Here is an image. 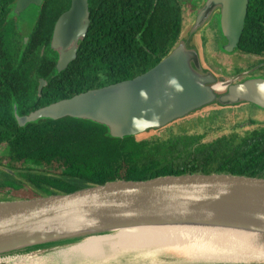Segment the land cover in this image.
<instances>
[{
  "label": "water",
  "instance_id": "95a60500",
  "mask_svg": "<svg viewBox=\"0 0 264 264\" xmlns=\"http://www.w3.org/2000/svg\"><path fill=\"white\" fill-rule=\"evenodd\" d=\"M43 2L17 0L13 13L20 16L31 5L41 7ZM198 4L175 48L149 71L27 115H19L14 103L17 124L24 127L43 119L72 118L104 126L116 139L143 138L206 111L247 104L264 110V77L227 79L207 65L203 50L202 34L215 17L223 39L220 50L231 54L238 48L249 0ZM89 26L88 0H72L51 37L50 48L57 54L56 74L76 60ZM46 85V80H40L39 94ZM128 229H205L216 237L224 236L220 238L255 239L258 248H264V178L195 173L117 180L67 194L0 200V264ZM169 254L177 264L180 257L185 258L176 247L154 264L166 263ZM247 264H264V260Z\"/></svg>",
  "mask_w": 264,
  "mask_h": 264
},
{
  "label": "trees",
  "instance_id": "16d2710c",
  "mask_svg": "<svg viewBox=\"0 0 264 264\" xmlns=\"http://www.w3.org/2000/svg\"><path fill=\"white\" fill-rule=\"evenodd\" d=\"M16 1L0 0V146L6 149L0 155V200L67 194L117 180L195 173L264 178L263 123L243 130L237 126L238 131L210 143L200 141L207 132L222 129L210 128L216 124L215 115L202 124L204 134H171L166 139H116L104 126L72 118L43 119L20 127L13 115L14 103L19 115H27L152 69L180 40L183 4L181 0H89L87 36L76 60L56 74V60L39 59L36 51L41 44L49 46L55 22L71 0H44L41 7L30 6L35 21L29 34H23L28 37L26 45L22 33L14 31ZM237 51L264 57V0H249ZM39 80L47 81L40 94Z\"/></svg>",
  "mask_w": 264,
  "mask_h": 264
},
{
  "label": "bare ground",
  "instance_id": "6f19581e",
  "mask_svg": "<svg viewBox=\"0 0 264 264\" xmlns=\"http://www.w3.org/2000/svg\"><path fill=\"white\" fill-rule=\"evenodd\" d=\"M220 237L205 229H128L57 249L34 264H154L176 247L185 257L183 264H247L264 260V248H258L255 239ZM35 260L36 257H19L4 264H31Z\"/></svg>",
  "mask_w": 264,
  "mask_h": 264
},
{
  "label": "rangeland",
  "instance_id": "374dc122",
  "mask_svg": "<svg viewBox=\"0 0 264 264\" xmlns=\"http://www.w3.org/2000/svg\"><path fill=\"white\" fill-rule=\"evenodd\" d=\"M183 19H184L183 31H185V29L192 23L194 18L192 17L190 12H186L184 13ZM13 21L16 29L20 31L22 34H26L25 36H27L29 34V31L33 27L35 21L34 10L29 7L20 16H15L13 18ZM202 38L204 43L203 50L207 65L214 72L226 77L227 79L236 78L239 80L241 76L248 74L251 69H253L256 65L264 61V57H254L235 51L234 54L233 53L227 54L222 50H220V45L223 43V39L219 33L218 22L215 19L206 27V29L202 34ZM247 114H249L250 116H247ZM212 115L213 116L215 115L214 119L216 120L215 122L216 124L214 125L210 124V128L213 131H216V129L219 127H221L222 129L213 132L212 134L210 132L209 133L207 132L208 136H206L200 142L210 143L222 136H228L231 131L237 130L236 126L242 124H243L242 129L240 127L241 130L249 129V127L246 126L252 120L264 124V110H261L253 105L247 104L245 106H241L240 108H235V109H225V110L221 109L219 111L212 110V111L202 112L199 115L177 122L170 128L161 130L159 132L147 134L146 136H143V138H148L153 136H164V139H166L169 136H171V134L172 135L183 134V135H188L189 137H193V136L197 137L198 134H204L206 132V130L203 129L202 124L203 123L207 124L210 119L209 117ZM246 117H249L251 121L248 120ZM200 119H202V121H200ZM197 144H195L194 146L196 147ZM5 150H6L5 147L0 146V155H3ZM0 167L2 168L1 165ZM15 173L17 175L20 172H15ZM17 178L19 177L17 176ZM55 250L57 249H49L33 255V257L37 258V261L35 260L30 263L31 264L38 263L39 260L41 262L45 257V255ZM50 257L51 256H49V258ZM180 258L181 260L180 262H178V264H183L182 260L184 259L182 257ZM165 261L166 263H162V264H177L172 254H169V256L167 257V259H165ZM127 264H135V263L130 261L127 262Z\"/></svg>",
  "mask_w": 264,
  "mask_h": 264
},
{
  "label": "flooded vegetation",
  "instance_id": "af4514ba",
  "mask_svg": "<svg viewBox=\"0 0 264 264\" xmlns=\"http://www.w3.org/2000/svg\"><path fill=\"white\" fill-rule=\"evenodd\" d=\"M72 1V0H71ZM182 1V19L184 18V13H186V12H190V14L192 15V17L194 18V16H195V12H196V10L198 9V7H199V4L198 5H196V4H193V0H181ZM200 3H202L204 0H198ZM195 3H197V2H195ZM88 4H89V11H90V3H89V0H88ZM71 5V4H70ZM32 6V5H31ZM35 6V5H34ZM70 8V7H69ZM68 8V9H69ZM24 13V12H23ZM90 17H91V11H90ZM58 20V19H57ZM215 20L217 21V17H215ZM183 21H184V19H183ZM14 22V21H13ZM56 23V22H55ZM90 24H91V19H90ZM55 26V25H54ZM14 27H15V25H14ZM16 28V27H15ZM15 28H13V29H15ZM89 28H90V26H89ZM17 29H15L14 31H16ZM18 31V30H17ZM89 31V30H88ZM53 33V32H52ZM87 36V35H86ZM20 37H23L22 39H23V43H24V45H26L27 44V42H28V37L27 38H25L24 36H23V34L20 36ZM52 37V36H51ZM25 39H27V42L25 43L24 42V40ZM50 42H51V39H50V41H49V46H47V44H41L40 46H39V48L37 49V56H38V58L39 59H44L45 57H48V58H54L56 61H57V54L56 53H54L52 50H51V48H50ZM237 50V49H236ZM235 50V52H239V51H236ZM235 52H233V54L235 53ZM240 53H242V52H240ZM243 54V53H242ZM246 55V54H245ZM254 57H256V56H254ZM55 66H56V64H55ZM263 67H264V61L263 62H261V63H259L258 65H256L253 69H251L250 71H249V73L248 74H246V75H244V76H241L240 77V79L239 80H241V79H244V78H251V77H257V76H262V77H264V70H263ZM39 84H40V80H39ZM39 87V86H38ZM247 116H250L249 114H247ZM248 120H250V118L249 117H246ZM251 121V120H250ZM256 122V124H251V122L250 123H248V125L246 126V127H253V125H258V124H262V123H258L257 121H255ZM236 126V125H235ZM238 127H241V125L240 126H238ZM236 128H237V126H236ZM241 129H242V127H241ZM236 131H238V129L236 130ZM235 130H233V131H231V132H236Z\"/></svg>",
  "mask_w": 264,
  "mask_h": 264
}]
</instances>
